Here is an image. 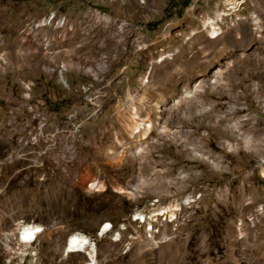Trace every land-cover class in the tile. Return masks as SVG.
<instances>
[{"label": "rangeland", "instance_id": "1", "mask_svg": "<svg viewBox=\"0 0 264 264\" xmlns=\"http://www.w3.org/2000/svg\"><path fill=\"white\" fill-rule=\"evenodd\" d=\"M263 171L264 0H0V264H264Z\"/></svg>", "mask_w": 264, "mask_h": 264}, {"label": "bare ground", "instance_id": "2", "mask_svg": "<svg viewBox=\"0 0 264 264\" xmlns=\"http://www.w3.org/2000/svg\"><path fill=\"white\" fill-rule=\"evenodd\" d=\"M59 26H62V23H60ZM107 31H105V32H107ZM217 31H218V29H216V27L214 25L210 24V39L211 40L217 39L216 38L218 35ZM15 32H17V31H15ZM101 32L102 31L100 30L99 33H101ZM139 128H140V126L133 128L132 133L134 131L138 130ZM139 131H141V130L139 129ZM262 174L264 177V171ZM176 209H178V208H176V205H171L168 207H159V208H156L152 212V214L147 218L141 213H135L134 214V220L138 221L139 223H146L148 220V223L146 225L148 227V226H150L151 222L156 221L157 217H162L165 213L168 215V219L171 220L174 216V211L176 212ZM18 227L19 228H18L16 237H18V239H17L18 242L21 243L24 247H27V246H30L31 244H33L35 242L36 236L43 231V227H41L40 225L22 224ZM122 229H124V226L122 227ZM110 230H111L110 224L104 225L101 228V230L98 234V237H103L104 235L109 233ZM146 232L148 234L149 243L153 244L154 246H157V245L159 246V244L161 245L162 243L163 244L165 243V242H163V240H165V239H164V237H162V235H160V234L152 235L151 226L149 229H146ZM115 236H116L115 240H118L119 233H117ZM64 251H65V254L67 256L72 255V254H86V255H88L89 261L86 264H95V262H96L95 261V244L89 238H87L84 235H81V234L71 235L67 240L66 247H65Z\"/></svg>", "mask_w": 264, "mask_h": 264}]
</instances>
